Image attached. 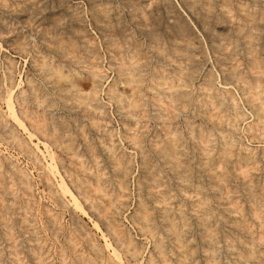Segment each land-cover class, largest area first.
I'll return each mask as SVG.
<instances>
[{
  "label": "rangeland",
  "instance_id": "rangeland-1",
  "mask_svg": "<svg viewBox=\"0 0 264 264\" xmlns=\"http://www.w3.org/2000/svg\"><path fill=\"white\" fill-rule=\"evenodd\" d=\"M24 1L0 0V26L2 25L0 27V95L3 96L5 93L7 89L6 85L14 86V101L17 112L23 118L29 130L33 133L35 132L31 140L27 133L16 127L15 124L13 125L11 119L5 113V103L0 101L2 107L0 108V264H7L5 262L9 264H32L33 262V264H121V261H123L122 264H264V29L262 28V26L264 27V0H156L157 2H154V0H126V2L125 0H36L33 6L28 0ZM104 1L106 4H103ZM127 1L129 2L127 3ZM49 2H51V5H49ZM86 2H89V4L91 2L92 4L90 5L92 6ZM149 2L153 3L151 5L153 8L150 7ZM132 3L134 4L133 7H131ZM144 3L147 5L145 6ZM198 3H201L202 7ZM209 3L210 5L212 3L215 4L210 6ZM58 5L62 8H59ZM155 5L156 7H154ZM260 5L263 7L261 8ZM30 7L32 8L30 9ZM41 7L43 10L45 9L44 12L41 10ZM79 7L81 8L79 9ZM93 7L94 11H92ZM218 8H220L219 11ZM87 9L90 10L83 13ZM244 9L246 10L244 11ZM30 10L33 12H30ZM208 10H211V12ZM54 11L55 16L53 15ZM90 11L95 16L92 13L89 15ZM15 12H19V14ZM146 12H148L147 15ZM201 12H203L202 15H200ZM235 12L237 13L235 14ZM91 15L93 17H90ZM68 16L71 17L69 18ZM51 18L52 20L54 19L53 22ZM130 18L133 21H130ZM120 21L121 23H119ZM58 22L60 23L58 24ZM124 23L128 29L125 28ZM172 25L175 26L172 27ZM69 26L71 29L74 26L73 30L67 29L70 28ZM75 27L78 29L75 30ZM26 29L32 32L25 31ZM4 30L8 31L5 33ZM40 30H42V33L45 31L43 33L45 38L39 32ZM48 30L50 33L47 32ZM182 30H186L185 34ZM163 35L165 38H163ZM261 35L263 36L260 37ZM211 36L213 40H211ZM258 38L261 39L259 40ZM47 39L51 42L49 41V43ZM69 39H73L75 44L71 40L69 41ZM195 40L199 44L196 43L197 45H194L193 42ZM188 41H191L193 45H189L191 42L189 43ZM18 42L25 43L23 51L20 50L23 44L21 45L20 43L18 45ZM74 45L76 49H74ZM202 45L205 47H202ZM81 47L85 49L83 50ZM179 47L181 48L179 49ZM243 48L246 49L244 50ZM182 49L184 51H180ZM41 50L42 52H40ZM48 51L51 53H48ZM57 52L60 53L57 54ZM32 54L36 55L33 56ZM200 55H205L204 57L206 58ZM216 56L217 58H215ZM36 60L41 64L45 63V67L39 69V66L36 65ZM212 60L215 64L211 62ZM218 60L222 63H219ZM124 62L127 64H124ZM163 62L165 63L163 64ZM208 62L209 64H207ZM197 63H201L200 65L203 63V65L199 66ZM157 64H163L164 66H158ZM58 66L68 77V82L66 81V85L64 86L66 90L64 91L61 89L62 81L57 74L53 73L54 69H57ZM211 67H214V69ZM198 69L200 71H197ZM236 71L239 73H236ZM196 72L200 73H197V75ZM205 72L206 74H204ZM208 73H214V75L209 76ZM38 74L39 76H36ZM156 74L161 76V80L156 77ZM191 76H194L195 80ZM205 76L208 77V80ZM212 76L214 80L211 79ZM30 79L45 89V91L48 89V95L46 94L47 100H45L47 102H38L37 99L35 100L31 97L32 95L27 84V81ZM154 79L156 80L154 81ZM157 81L161 83L158 84L156 83ZM230 81H232V84L229 83ZM2 82L7 84L2 85ZM52 84L54 87H52ZM23 89L28 90L26 91V94H29L27 102L21 99L23 94L21 91ZM59 89L60 92H58ZM181 89H183L182 93L180 92L183 94L182 96L179 93ZM114 91L115 93H113ZM62 93H65V96ZM174 94L179 95V99L182 98V101L184 100V102L180 100V103L176 101L175 107L169 100ZM260 94L262 96H258ZM68 97L71 98L69 99ZM189 97L191 98L189 99ZM48 99L52 100V102L50 101L52 104ZM64 103H67L66 106ZM133 103L135 104L134 106L131 105ZM256 103L260 105L256 106ZM254 105L257 109L253 107ZM62 108H65L67 111ZM47 112L50 115L46 119L47 114L45 115V113ZM250 112L254 116H251ZM221 115H224V118ZM96 117H100L101 119H97ZM212 122L215 123L212 124ZM54 124L58 125V127L61 125V128L64 129H62L63 132L61 128L59 129ZM66 124L69 125L65 126ZM13 129V133L18 135L15 138H13L11 132ZM46 129L48 130L46 131ZM71 129H74L73 133ZM104 133L106 134L104 135ZM93 136L95 138H91ZM43 140L46 141L49 150L53 151L56 164L69 187L81 200L89 215L92 216H90V219L82 215L68 202L69 197L62 196L59 190H57L56 179L43 166L45 165L43 154L35 151L37 149L34 143L39 142V148H42L47 158L49 157L43 145ZM90 140L93 141L90 142ZM159 145H162V147ZM6 149H8L7 152ZM145 154L148 157L150 155L153 157L146 158ZM115 157L119 159L120 163L118 160H115ZM157 165H160V167ZM68 168L69 170H67ZM122 174L123 176H120ZM74 180L77 181L74 182ZM43 182L47 185L45 186ZM122 183L123 186H121ZM6 197H10V199ZM16 200L18 201L16 202ZM110 200L112 201L111 205ZM105 205L108 209L103 211ZM143 205H146L147 209L145 211L147 214L146 219L142 218V213L145 210ZM14 207L15 209H13ZM166 214H168L169 218H165ZM18 217L19 219H17ZM118 217H120V220ZM91 219L98 221L103 233L106 234L107 238L116 247L122 260H117L105 248L101 232L93 227ZM170 219L174 221L176 228L180 231L179 240L175 238V234L170 229ZM191 219L192 221H190ZM109 222L116 227L117 231H122L124 235L118 236L114 231L110 230L108 227ZM35 225L38 227L34 228ZM61 233L63 234L60 235ZM25 237L28 238L26 239ZM126 237H130L132 240L131 245L124 243L127 241ZM2 240L4 241L2 242ZM2 248L6 251L2 250ZM23 260L25 263H23ZM139 261L141 262L139 263Z\"/></svg>",
  "mask_w": 264,
  "mask_h": 264
},
{
  "label": "bare ground",
  "instance_id": "bare-ground-1",
  "mask_svg": "<svg viewBox=\"0 0 264 264\" xmlns=\"http://www.w3.org/2000/svg\"><path fill=\"white\" fill-rule=\"evenodd\" d=\"M17 1V0H16ZM24 1V0H23ZM29 2H30V4L33 6V4H34V2L36 1V0H28ZM43 1V0H42ZM45 1V0H44ZM59 1V0H58ZM58 1H56V2H58ZM82 1V0H81ZM87 1V0H86ZM90 1V0H89ZM93 1H95V0H93ZM98 1V0H97ZM101 1V0H100ZM109 1V0H108ZM156 0H154V2H155ZM183 1H185V0H183ZM189 1V0H188ZM193 1H195V0H193ZM197 1V0H196ZM212 1V0H211ZM227 1V0H226ZM231 1V0H230ZM238 1V0H237ZM14 2V1H13ZM22 2V1H21ZM21 2H20V4H21ZM25 2V1H24ZM39 2V1H38ZM41 2V1H40ZM69 2V1H68ZM75 2H77V1H75ZM92 2V1H91ZM90 2V4H92ZM124 2V1H123ZM125 2H126V0H125ZM129 1H127V3H128ZM147 2V1H146ZM153 2V1H152ZM157 2V1H156ZM200 2V1H199ZM206 2V1H205ZM205 2H203V3H205ZM250 2V1H249ZM12 3V2H11ZM17 3V2H16ZM23 3V2H22ZM27 3V2H26ZM50 4L49 5H51V2H49ZM66 3V2H65ZM87 3V2H86ZM96 3V2H95ZM94 3V4H95ZM134 3V2H133ZM132 3V4H133ZM150 3V7H152L153 8V6H151L152 4H151V2H149ZM189 3V2H188ZM191 3V2H190ZM202 3V4H203ZM215 3H216V1H215ZM214 3V4H215ZM220 3V2H219ZM230 3H232V2H230ZM261 3V2H260ZM7 4V3H6ZM38 4V3H37ZM42 4V3H41ZM46 4V3H45ZM44 4V5H45ZM60 4H61V1H60ZM66 4H68V3H66ZM77 4V3H76ZM87 4H89V2L87 3ZM89 4V5H90ZM97 4V3H96ZM95 4V5H96ZM100 4H101V2H100ZM99 4V5H100ZM103 4H106L105 3V1H104V3ZM143 4V3H142ZM157 4V3H156ZM198 4H200L201 5V3H198ZM213 3L211 4V5H214ZM234 4H236V3H234ZM233 4V5H234ZM238 4V3H237ZM9 5H11V4H9ZM22 5V4H21ZM24 5V4H23ZM52 5H53V3H52ZM144 5L146 6L147 4H145L144 3ZM165 5V4H164ZM209 5H210V3H209ZM210 5V6H211ZM217 5V4H216ZM37 6V5H36ZM41 6H43V5H41ZM54 6V5H53ZM59 6V5H58ZM65 6V5H64ZM71 6V5H70ZM75 6V5H74ZM73 6V7H74ZM90 6H92V5H90ZM89 6V8H91ZM109 6V5H108ZM111 6V5H110ZM120 6V5H119ZM125 6V5H124ZM123 6V7H124ZM134 6V4L131 6V7H133ZM139 6H141V5H139ZM159 6V5H158ZM199 6V5H198ZM220 6V5H219ZM225 6V5H224ZM235 6V5H234ZM233 6V7H234ZM261 6V5H260ZM26 7V6H25ZM44 7V6H43ZM57 7V6H56ZM67 7H68V5H67ZM82 7V6H81ZM81 7H79V9L81 8ZM88 7V6H87ZM95 7V6H94ZM94 7H93V10L92 11H94ZM97 7V6H96ZM101 7V6H100ZM104 7V6H103ZM117 7V6H116ZM129 7V6H128ZM154 7H156V5L154 6ZM201 7H202V5H201ZM263 6H261V8H262ZM15 8V7H14ZM20 8V7H19ZM29 8V7H28ZM32 7H30V9H31ZM38 8V7H37ZM42 8V7H41ZM49 8V7H48ZM51 8V7H50ZM59 8H62V7H60L59 6ZM69 8V7H68ZM72 8V7H71ZM77 8V7H76ZM83 8V7H82ZM119 8V7H118ZM151 8V9H152ZM158 8V7H157ZM160 8V7H159ZM195 8V7H194ZM210 8V7H209ZM212 8V7H211ZM47 9V8H46ZM67 9V8H66ZM115 9V8H114ZM122 9V8H121ZM131 9V8H130ZM133 9V8H132ZM136 9V8H135ZM139 9V8H138ZM148 9H149V6H148ZM198 9V8H197ZM219 9L220 8H218V11H219ZM250 9V8H249ZM4 10V9H3ZM41 10H43V8L41 9ZM41 10H40V12H41ZM55 10H56V8H55ZM73 10V9H72ZM75 10V9H74ZM90 10V9H89ZM88 9L87 10H85V11H83V13L84 12H86V11H89ZM112 10H113V8H112ZM119 10H120V8H119ZM126 10V9H125ZM150 10V9H149ZM194 10V9H193ZM202 10V9H201ZM216 10V9H215ZM223 10V9H222ZM233 10H234V8H233ZM246 9H244V11H245ZM16 11H18L17 9H16ZM21 11V10H20ZM29 11V10H28ZM45 11V9L43 10V12ZM80 11V10H79ZM129 11V10H128ZM131 11V10H130ZM132 11H134V10H132ZM147 11V10H146ZM168 11V10H167ZM195 11V10H194ZM208 11H210L211 12V10H208ZM4 12V11H3ZM6 12V11H5ZM27 12V11H26ZM30 12H33V11H31L30 10ZM42 12V13H43ZM49 12V11H48ZM47 12V13H48ZM63 12V11H62ZM66 12V11H65ZM69 12H70V10H69ZM76 12H78L77 10H76ZM99 12V11H98ZM121 12H123V11H121ZM137 12V11H136ZM155 12V11H154ZM160 12H162V11H160ZM176 12V11H175ZM193 12V11H192ZM196 12V11H195ZM213 12V11H212ZM217 12V11H216ZM238 12V11H237ZM237 12H235V14L237 13ZM248 12V11H247ZM258 12V11H257ZM8 13V12H7ZM16 14H19V12H15ZM24 13V12H23ZM34 13H36V12H34ZM41 13V14H42ZM75 13V12H74ZM79 13V12H78ZM90 13H92L91 11L89 12V15H90ZM113 13H114V11H113ZM131 13V12H130ZM138 13V12H137ZM147 13L148 12H146V15H147ZM202 13L203 12H201L200 13V15H202ZM234 13V12H233ZM26 14V13H25ZM30 14V13H29ZM32 14V13H31ZM30 14V15H31ZM66 14H67V12H66ZM72 14V13H71ZM77 14V13H76ZM82 14V13H81ZM88 14V13H87ZM93 14V13H92ZM100 14V13H99ZM112 14V13H111ZM143 14H145V13H143ZM199 14V13H198ZM246 14V13H245ZM1 15V14H0ZM7 15V14H6ZM8 15H11V14H8ZM33 15V14H32ZM43 15H45V14H43ZM50 15H52V14H50ZM54 16H55V11H54V14H53ZM84 15V14H83ZM94 15V14H93ZM97 15V14H96ZM125 15V14H124ZM140 15V14H139ZM151 15V14H150ZM200 15H198V16H200ZM222 15V14H221ZM262 15V14H261ZM12 16H14V15H12ZM17 16H20V15H17ZM28 16V15H27ZM47 16V15H46ZM64 16V15H63ZM66 16V15H65ZM73 16V15H72ZM79 16V15H78ZM95 16V15H94ZM98 16V15H97ZM110 16V15H109ZM136 16H138V15H136ZM211 16H213V15H211ZM219 16V15H218ZM241 16V15H240ZM264 16V15H263ZM4 17V16H3ZM9 17V16H8ZM42 17V16H41ZM48 17V16H47ZM52 17V16H51ZM67 17V16H66ZM69 17V16H68ZM71 17V16H70ZM69 17V18H70ZM76 17H77V15H76ZM75 17V18H76ZM90 17H93L92 15L90 16ZM101 17H102V14H101ZM112 17V16H111ZM110 17V18H111ZM116 17V16H115ZM120 17V16H119ZM121 17H122V15H121ZM125 17V16H124ZM127 17V16H126ZM132 17V16H131ZM133 17H135V16H133ZM171 17V16H170ZM169 17V18H170ZM173 17V16H172ZM210 17V16H209ZM214 17H215V15H214ZM220 17V16H219ZM236 17V16H235ZM18 18V17H17ZM25 18V17H24ZM23 18V19H24ZM30 18V17H29ZM36 18V17H35ZM49 18V17H48ZM79 18V17H78ZM82 17H80V19H81ZM96 18V17H95ZM128 18V17H127ZM137 18V17H136ZM147 18V17H146ZM149 18V17H148ZM161 18V17H160ZM159 18V19H160ZM203 18V17H202ZM201 18V19H202ZM224 18V17H223ZM5 19H6V17H5ZM11 19H12V17H11ZM33 19V18H32ZM40 19V18H39ZM72 19H74V18H72ZM77 19V18H76ZM121 19V18H120ZM129 19V18H128ZM219 19V18H218ZM225 19V18H224ZM7 20H9V19H7ZM14 20V19H13ZM17 20V19H16ZM26 20V19H25ZM31 20V19H30ZM36 20V19H35ZM38 20V19H37ZM51 20H52V18H51ZM81 20H83V19H81ZM84 20H85V18H84ZM87 20H88V18H87ZM125 20V19H124ZM132 20V18H130V21ZM177 20H179V19H177ZM263 20H264V18H263ZM15 21V20H14ZM20 21V20H19ZM33 21V20H32ZM31 21V22H32ZM40 21V20H39ZM38 21V22H39ZM54 21V19L52 20V22ZM55 21H57V20H55ZM60 21H62V20H60ZM74 21V20H73ZM80 21V20H79ZM104 21V20H103ZM111 21V20H110ZM129 21V20H128ZM133 21V20H132ZM135 21V20H134ZM159 21V20H158ZM180 21V20H179ZM178 21V22H179ZM215 21V20H214ZM24 22V21H23ZM34 22H37V21H34ZM37 22V23H38ZM42 22V21H41ZM76 22V21H75ZM82 22V21H81ZM105 22V21H104ZM112 22H113V20H112ZM127 22V21H126ZM151 22H153L152 20H151ZM206 22V21H205ZM227 22V21H226ZM6 23H7V21H6ZM15 23V22H14ZM24 23H26V22H24ZM48 23H49V21H48ZM60 22H58V24H59ZM67 23V22H66ZM77 23V22H76ZM85 23V22H84ZM93 23V22H92ZM114 23V22H113ZM112 23V24H113ZM118 23V22H117ZM119 23H121V21L119 22ZM123 23V22H122ZM136 23V22H135ZM156 23V22H155ZM185 23V22H184ZM224 23H225V21H224ZM264 23V22H263ZM13 24V23H12ZM19 24H20V22H19ZM28 24V23H27ZM33 24V23H32ZM50 24V23H49ZM54 24H55V22H54ZM61 24H63L62 22H61ZM127 24V23H126ZM130 24V23H129ZM131 24H132V22H131ZM148 24V23H147ZM158 24H159V22H158ZM160 24H162L161 22H160ZM176 24V23H175ZM181 24V23H180ZM257 24V23H256ZM7 25H8V23H7ZM10 25V24H9ZM14 25V24H13ZM12 25V26H13ZM23 25V24H22ZM26 25V24H25ZM41 25V24H40ZM56 25V24H55ZM79 25V24H78ZM113 25H115V24H113ZM117 25V24H116ZM124 25H125V23H124ZM123 25V26H124ZM143 25H144V23H143ZM184 25V24H183ZM183 25H182V27H183ZM227 25V24H226ZM258 25V24H257ZM256 25V26H257ZM2 26V25H1ZM0 26V27H1ZM47 26H49V25H47ZM63 26H64V24H63ZM68 26V25H67ZM86 26H87V23H86ZM95 26V25H94ZM97 26V25H96ZM119 26H120V24H119ZM159 26H161V25H159ZM158 26V27H159ZM175 26V25H174ZM173 25H172V27H174ZM185 26H186V24H185ZM221 26V25H220ZM223 26H225V24H223ZM251 26V25H250ZM255 26V27H256ZM258 26H260V25H258ZM262 26V25H261ZM16 27H17V25H16ZM23 27V26H22ZM25 27V26H24ZM33 27V26H32ZM39 27H41V26H39ZM50 27V26H49ZM60 27V26H59ZM70 27V26H69ZM74 27V26H73ZM73 27H72V29H71V27L70 28H67V29H71V30H73ZM101 27V26H100ZM99 27V28H100ZM152 27V26H151ZM179 27V26H178ZM181 27V28H182ZM195 27V26H194ZM231 27V26H230ZM254 27V26H253ZM15 28V27H14ZM21 28V27H20ZM34 28V27H33ZM36 28V27H35ZM53 28V27H52ZM57 28V27H56ZM76 28V27H75ZM98 28V27H97ZM125 28H126V25H125ZM133 28V27H132ZM131 28V29H132ZM142 28V27H141ZM184 28V27H183ZM262 28L264 29V27L262 26ZM3 29V28H2ZM8 29V28H7ZM22 29V28H21ZM44 29H46V27H44ZM43 28H42V30H44ZM60 29V28H59ZM78 28H76L75 30H77ZM121 29H123V28H121ZM126 29H128V28H126ZM125 29V30H126ZM138 29V28H137ZM154 29H156V28H154ZM161 29V28H160ZM175 29V28H174ZM174 29H172V30H174ZM188 29V28H187ZM9 30V29H8ZM8 30H6V31H8ZM16 30V29H15ZM36 30V29H35ZM39 30V29H38ZM42 30H40L39 32H41V34L43 35V33H45V31L42 33ZM50 30H52V29H50ZM57 30V29H56ZM81 30H84V29H81ZM85 30H86V28H85ZM104 30V29H103ZM148 30V29H147ZM157 30V29H156ZM162 30V29H161ZM184 30V29H183ZM182 30V31H183ZM209 30V29H208ZM256 30V29H255ZM5 31V30H4ZM3 31V32H4ZM6 31H5V33H6ZM25 31H28L27 29L25 30ZM30 31V30H29ZM28 31V32H29ZM64 31V30H63ZM62 31V32H63ZM119 31V30H118ZM132 31V30H131ZM141 31H143V30H141ZM160 31V30H159ZM169 31V30H168ZM186 31V30H185ZM185 31H183V33L185 32ZM211 31V30H210ZM217 31V30H216ZM229 31H231L230 29H229ZM12 32V31H11ZM16 32V31H15ZM30 32H32V31H30ZM37 32V31H36ZM35 32V33H36ZM47 32H49L50 33V31L48 30ZM55 32V31H54ZM62 32H60L61 34H62ZM66 32V31H65ZM71 32V31H70ZM80 32V31H79ZM120 32V31H119ZM144 32V31H143ZM145 32H147V31H145ZM172 32V31H171ZM170 32V33H171ZM175 32V31H174ZM188 32V31H187ZM190 32V31H189ZM222 32V31H221ZM263 32V31H262ZM38 33V32H37ZM56 33V32H55ZM74 33V32H73ZM122 33V32H121ZM127 33H128V31H127ZM131 33V32H130ZM138 33V32H137ZM162 33V32H161ZM173 33V32H172ZM182 33V34H183ZM206 33V32H205ZM211 33V32H210ZM223 33V32H222ZM226 33V32H225ZM13 34V33H12ZM20 34V33H19ZM52 34V33H51ZM76 34V33H75ZM78 34V33H77ZM146 34V33H145ZM145 34H143V35H145ZM174 34V33H173ZM185 34V33H184ZM193 34V33H192ZM255 34H257V33H255ZM21 35H22V33H21ZM55 35V34H54ZM56 35H57V33H56ZM66 35V34H65ZM72 35V34H71ZM74 35V34H73ZM88 35V34H87ZM86 35V36H87ZM140 35V34H139ZM176 35V34H175ZM188 35L190 36V34L188 33ZM187 35V36H188ZM218 35H220V34H218ZM228 35V34H227ZM259 35V34H258ZM14 36H16V35H14ZM18 36V35H17ZM20 36V35H19ZM44 36V35H43ZM51 36V35H50ZM61 36V35H60ZM63 36V35H62ZM68 36H70V35H68ZM80 36V35H79ZM146 36V35H145ZM170 36V35H169ZM174 36V35H173ZM177 36V35H176ZM179 36V35H178ZM186 36V37H187ZM207 36V35H206ZM210 36V35H209ZM231 36H232V34H231ZM230 36V37H231ZM263 35H261L260 37H262ZM26 37V36H25ZM25 37H24V39H25ZM89 37H90V35H89ZM109 37V36H108ZM159 37H160V35H159ZM192 38H193V36H191ZM197 37V36H196ZM3 38V37H2ZM5 38H7V37H5ZM11 38V37H10ZM16 38V37H15ZM44 38H45V36H44ZM163 38H165L164 37V35H163ZM214 38V37H213ZM233 38V37H232ZM237 38H238V36H237ZM246 38V37H245ZM4 39V38H3ZM20 39H21V36H20ZM63 39V38H62ZM65 39V38H64ZM138 39V38H137ZM143 39V38H142ZM145 39V38H144ZM148 39V38H147ZM169 39H171V38H169ZM208 39V38H207ZM259 39V38H258ZM261 39V38H260ZM259 39V40H260ZM48 40V39H47ZM54 40V39H53ZM71 39H69V41H70ZM131 40H132V38H131ZM139 40V39H138ZM150 40V39H149ZM161 40V39H160ZM211 40H213L212 39V36H211ZM217 40V39H216ZM215 40V41H216ZM7 41V40H6ZM10 41V40H9ZM12 41V40H11ZM20 41V40H19ZM50 40H48V42H49ZM55 41V40H54ZM63 41V43H65V41L64 40H62ZM68 41V42H69ZM72 42H74V44H75V41H73V39L71 40ZM78 41V40H77ZM108 41V40H107ZM115 41V40H114ZM133 41V40H132ZM148 41V40H147ZM146 41V42H147ZM172 41V40H171ZM197 41H198V39H197ZM5 42V41H4ZM25 42V41H24ZM47 42V41H46ZM51 42V41H50ZM49 42V43H50ZM67 42V41H66ZM96 42V41H95ZM134 42V41H133ZM145 42V41H144ZM189 42V41H188ZM191 42V41H190ZM189 42V43H190ZM201 42V41H200ZM234 42V41H233ZM20 43H21V45L23 44V47L21 46L20 48V50L21 51H23L24 50V44L25 43H23V42H18V45H20ZM57 43V42H56ZM61 43V42H60ZM70 43V42H69ZM77 43V42H76ZM82 43V42H81ZM93 43V42H92ZM91 43V44H92ZM138 43V42H137ZM152 43V42H151ZM169 43V42H168ZM171 44H172V42H170ZM175 43V42H174ZM194 43V45H197L196 43H198V42H196V40H195V42H193ZM193 43L191 42L189 45H193ZM241 43V42H240ZM261 43V42H260ZM84 44V43H83ZM86 44V43H85ZM95 44V43H94ZM160 44V43H159ZM199 44V43H198ZM257 44V43H256ZM10 45V44H9ZM12 46H13V44H11ZM27 45V44H26ZM59 45V44H58ZM65 45V44H64ZM68 45V44H67ZM77 45V44H76ZM93 45V44H92ZM97 45V44H96ZM109 45H110V43H109ZM112 45V44H111ZM116 45V44H115ZM141 45V44H140ZM139 45V46H140ZM144 45V44H143ZM142 45V46H143ZM156 45V44H155ZM161 45V44H160ZM169 45V44H168ZM183 45V44H182ZM200 45H201V43H200ZM204 45V44H203ZM202 45V47H205V46H203ZM228 45V44H227ZM240 45H242V44H240ZM261 45H262V43H261ZM8 46V45H7ZM14 46H15V44H14ZM44 46H46V45H44ZM54 46V45H53ZM55 46H57V45H55ZM62 47H63V45H61ZM95 46V45H94ZM121 46H122V44H121ZM167 46V45H166ZM171 46V45H170ZM176 46V45H175ZM175 46H173V47H175ZM244 46V45H243ZM252 46H254V45H252ZM259 46V45H258ZM18 47V46H17ZM16 47V48H17ZM62 47H61V49H62ZM67 47V46H66ZM145 47V46H144ZM147 47H148V44H147ZM146 47V48H147ZM194 47V46H193ZM241 47V46H240ZM255 47V46H254ZM19 48V47H18ZM17 48V50H19ZM40 48V47H39ZM44 48V47H43ZM48 49H49V47H47ZM51 48V47H50ZM82 48V47H81ZM85 48H86V46H85ZM84 48V49H85ZM89 48H91V47H89ZM95 48H96V46H95ZM112 48V47H111ZM132 48V47H131ZM141 48V47H140ZM149 48V47H148ZM166 48V47H165ZM164 48V49H165ZM168 48H170V47H168ZM177 48H178V46H177ZM181 47H179V49H180ZM191 47H189V49H190ZM195 48H197V47H195ZM199 48V47H198ZM197 48V49H198ZM212 48V47H211ZM239 48V47H238ZM14 49H15V47H14ZM27 49V48H26ZM34 49V48H33ZM38 49V48H37ZM53 49V48H52ZM52 49H50L51 51H52ZM57 49V48H56ZM66 49V48H65ZM74 49H76V46L74 45ZM78 49V48H77ZM83 49V48H82ZM83 49V50H84ZM124 49H125V47H124ZM129 49V48H128ZM144 49V48H143ZM142 49V50H143ZM172 49V48H171ZM216 49V48H215ZM214 49V50H215ZM244 49V48H243ZM242 49V50H243ZM246 49V48H245ZM244 49V50H245ZM254 49V48H253ZM259 49H260V47H259ZM16 50V51H17ZM45 50H47V49H45ZM55 50V49H54ZM54 50H53V52H54ZM81 50V49H80ZM92 50V49H91ZM90 50V51H91ZM116 50V49H115ZM130 50V49H129ZM132 50V49H131ZM141 50V51H142ZM191 50H192V48H191ZM201 50V49H200ZM28 51V50H27ZM34 52H35V50H33ZM68 51V50H67ZM82 51V50H81ZM154 51V50H153ZM170 51V50H169ZM172 51V50H171ZM180 51H184L183 49L182 50H180ZM216 51H218V50H216ZM238 51H239V49H238ZM256 51V50H255ZM40 52H42V50L40 51ZM50 51H48V53H49ZM52 52V53H53ZM73 52V51H72ZM122 52V51H121ZM125 52V51H124ZM173 52V51H172ZM193 52H194V50H193ZM196 52V51H195ZM198 52H200V51H198ZM235 52V51H234ZM28 53V52H27ZM26 53V54H27ZM46 53V52H45ZM51 53V52H50ZM60 53V52H59ZM58 52H57V54H59ZM94 53H95V50H94ZM123 53V52H122ZM146 53V52H145ZM186 53V52H185ZM214 53H215V51H214ZM56 54V55H57ZM62 54V53H61ZM60 54V55H61ZM86 54V53H85ZM124 54V53H123ZM147 54V53H146ZM153 54V53H152ZM173 54V53H172ZM194 54V53H193ZM202 54V53H201ZM221 54V53H220ZM223 54V53H222ZM235 54V53H234ZM33 55V54H32ZM34 55H36V54H34ZM33 55V56H34ZM60 55H58V56H60ZM99 55V54H98ZM115 55V54H114ZM143 55H145V54H143ZM162 55V54H161ZM192 55V54H191ZM206 55V54H205ZM204 55V56H205ZM243 55V54H242ZM54 56V55H53ZM63 56V55H62ZM62 56H61V58H62ZM85 56V55H84ZM97 56V55H96ZM147 56V55H146ZM158 57H160L159 55H157ZM181 56V55H180ZM193 56V55H192ZM199 56V55H198ZM201 56V55H200ZM204 56H201V57H203V58H206V57H204ZM49 57V56H48ZM71 57V56H70ZM123 57V56H122ZM154 57V56H153ZM158 57H156V58H158ZM162 57V56H161ZM173 57V56H172ZM177 57V56H176ZM220 57H222V56H220ZM240 57V56H239ZM10 58V57H9ZM38 58V57H37ZM37 58H35V59H37ZM65 58V57H64ZM94 58V57H93ZM208 58V57H207ZM215 58H217V56L215 57ZM232 58V57H231ZM244 58V57H243ZM81 59V58H80ZM84 59V58H83ZM98 59V58H97ZM148 60H149V58H147ZM146 59V60H147ZM152 59V58H151ZM155 59V58H154ZM166 59V58H165ZM164 59V60H165ZM175 59H177V58H175ZM182 59V58H181ZM184 59H185V57H184ZM221 59V58H220ZM39 60V59H38ZM38 60H36V62H37V64L36 65H38L39 66V69H42L43 67H45V63H43V64H41ZM145 60V59H144ZM180 60V59H179ZM192 60V59H191ZM190 60V61H191ZM200 60H202V59H200ZM224 60V59H223ZM244 60V59H243ZM24 61H25V59H24ZM48 61V60H47ZM59 61V60H58ZM125 61V60H124ZM150 61V60H149ZM156 61V60H155ZM160 61V60H159ZM168 61V60H167ZM203 61V60H202ZM202 61H200V62H202ZM207 61H209L208 59H207ZM219 61V60H218ZM262 61V60H261ZM60 62V61H59ZM62 62H65V61H62ZM144 62V61H143ZM150 62H152V61H150ZM154 62V61H153ZM181 62H183L182 60H181ZM191 62H194V61H191ZM211 62H213V60L211 61ZM216 62V61H215ZM246 62V61H245ZM252 62V61H251ZM96 63H98V62H96ZM116 63V62H115ZM147 63H149V62H147ZM157 63H158V60H157ZM165 62H163V64H164ZM185 63V62H184ZM189 63V62H188ZM214 63V62H213ZM219 63H222V62H220L219 61ZM66 64H68V63H66ZM124 64H127L126 62H124ZM154 64V63H153ZM163 64H159V65H163ZM196 64V63H195ZM194 64V66H196ZM198 64V63H197ZM201 64V63H200ZM200 64H198L199 66H202L203 65V63H202V65H200ZM207 64H209V62L207 63ZM212 64V63H211ZM215 64V63H214ZM148 65V64H147ZM155 66H156V64H154ZM158 65V64H157ZM158 65V66H159ZM168 65V64H167ZM171 65V64H170ZM206 65V64H205ZM99 66V65H98ZM120 66V65H119ZM150 66V65H149ZM153 66V65H152ZM154 66V67H155ZM164 66V65H163ZM173 66V65H172ZM193 66V65H192ZM198 66V67H199ZM244 66V65H243ZM262 66V65H261ZM75 67V66H74ZM142 67H144V65H142ZM175 67V66H174ZM184 67V66H183ZM197 67V66H196ZM14 68V67H13ZM162 68V67H161ZM169 68V67H168ZM171 68V67H170ZM212 68V67H211ZM217 68H218V66H217ZM216 68V69H217ZM259 68H261L260 66H259ZM263 68V67H262ZM1 69V68H0ZM4 69V68H3ZM69 69V68H68ZM119 69V68H118ZM126 69V68H125ZM143 69V68H142ZM146 69H148V68H146ZM176 69H177V67H176ZM212 69H214V67L212 68ZM215 69V70H216ZM221 69H222V67H221ZM225 69V68H224ZM229 69V68H228ZM264 69V68H263ZM65 70V69H64ZM120 70V69H119ZM149 70H151V69H149ZM174 71H177V70H175V69H173ZM103 71V70H102ZM121 71V70H120ZM123 71V70H122ZM126 71V70H125ZM139 71V70H138ZM148 71V70H147ZM167 71H169V70H167ZM166 71V72H167ZM197 71H200V69H198ZM207 71V70H206ZM209 71V70H208ZM211 71V70H210ZM220 71V70H219ZM218 71V72H219ZM224 71V70H223ZM242 71V70H241ZM14 72V71H13ZM16 72V71H15ZM65 72V71H64ZM159 73H160V71H158ZM171 72V71H170ZM188 72V71H187ZM231 72V71H230ZM238 71H236V73H237ZM1 73V72H0ZM53 73L54 74H57L58 75V77H59V79L62 81V83H61V89L64 91V90H66L65 89V83H66V81L68 82V77L63 73V70H61V68L58 66L57 67V69H54V71H53ZM79 73V72H78ZM122 73V72H121ZM125 73V72H124ZM123 73V74H124ZM128 73V72H127ZM153 73V72H152ZM155 73V72H154ZM184 73V72H183ZM192 74H193V72H191ZM199 74L200 72H196V74ZM209 73H211V72H209ZM208 73V74H209ZM228 73H229V71H228ZM236 73H234V74H236ZM239 73V72H238ZM4 74V73H3ZM2 74V75H3ZM50 74V73H49ZM96 74V73H95ZM149 74V73H148ZM151 74V73H150ZM176 74V73H175ZM197 74V75H198ZM204 74H206V72L204 73ZM213 75H214V73H212ZM212 74H209V76L210 75H212ZM227 74V73H226ZM5 75V74H4ZM79 75V74H78ZM120 75V74H119ZM126 75V74H125ZM135 75V74H134ZM170 75H171V73H170ZM177 75V74H176ZM194 75V74H193ZM36 76H39V74L38 75H36ZM35 76V77H36ZM44 76V75H43ZM147 76V75H146ZM195 76V75H194ZM194 76H191V78H193ZM216 76V75H215ZM236 76V75H235ZM249 77H250V75H248ZM247 76V78H249ZM5 77V76H4ZM54 77V76H53ZM88 77V76H87ZM102 77V76H101ZM153 77V76H152ZM156 77L157 78H159V80H161V76L159 75V74H156ZM170 77V76H169ZM206 78H207V80H208V77L207 76H205ZM218 77V76H217ZM233 77V76H232ZM245 77V76H244ZM2 78V77H1ZM41 78V77H40ZM122 78V77H121ZM148 78H149V76H148ZM151 78V77H150ZM155 78V77H154ZM180 78V77H179ZM211 78V77H210ZM6 79V78H5ZM34 79V78H33ZM37 79V78H36ZM54 79V78H53ZM52 79V80H53ZM74 79V78H73ZM76 79V78H75ZM89 79V78H88ZM123 79H124V77H123ZM127 79V78H126ZM137 79V78H136ZM142 79H145V78H142ZM194 79V78H193ZM192 79V80H193ZM211 79H213L214 80V78H213V76H212V78ZM234 79H235V77H234ZM233 79V80H234ZM244 79V78H243ZM16 80V79H15ZM35 80V79H34ZM38 80V79H37ZM42 80H43V78H42ZM70 80V79H69ZM78 80V79H77ZM98 80V79H97ZM125 80V79H124ZM134 80H135V78H134ZM149 80V79H148ZM156 79H154V81H155ZM158 80V79H157ZM190 80V79H189ZM195 80V79H194ZM206 80V81H207ZM210 80V79H209ZM230 80H231V78H230ZM247 80V79H246ZM6 81V80H5ZM93 81H95V80H93ZM138 81H139V79H138ZM137 81V82H138ZM144 81V80H143ZM184 81V80H183ZM229 81V80H228ZM249 81V80H248ZM252 81V80H251ZM15 82V81H14ZM18 82V81H17ZM87 82H89V81H87ZM95 82H98V81H95ZM150 82V81H149ZM185 82V81H184ZM183 82V83H184ZM187 82H189V81H187ZM210 82H212V81H210ZM215 82V81H214ZM50 83V82H49ZM139 83V82H138ZM144 83V82H143ZM156 83H161L160 81H157ZM180 83H181V81H180ZM190 83H191V80H190ZM207 83H209L208 81H207ZM213 83V82H212ZM215 83H217V82H215ZM229 83H231L232 84V81H230ZM229 83H227V84H229ZM240 83V82H239ZM245 83V82H244ZM247 83V82H246ZM3 84H5L4 82H2V85ZM7 84V83H6ZM5 84V85H6ZM27 84H28V86H29V90H30V92H31V97L33 98V99H37V101L38 102H43V101H45V100H47V97H46V94H47V91H48V89H47V91H45V89H43L41 86H39L37 83H35V82H33V80H28L27 81ZM41 84H43V83H41ZM60 84V83H59ZM58 84V85H59ZM86 84V83H85ZM90 84V83H89ZM145 84V83H144ZM143 84V85H144ZM226 84V85H227ZM25 85V84H24ZM44 85V84H43ZM84 85V84H83ZM146 85V84H145ZM180 85V84H179ZM184 85V84H183ZM250 85H252V84H250ZM46 86V85H45ZM96 86H99V85H96ZM141 86V85H140ZM150 86V85H149ZM151 86H153V85H151ZM190 86V85H189ZM205 86H208V85H205ZM228 86V85H227ZM226 86V87H227ZM239 86H241V85H239ZM7 89L5 90V93L3 94V96H1L0 95V101H3L4 103H5V106H6V115H7V117L8 118H10L11 119V121H12V123H13V125L15 124V126L16 127H18L19 129H21V130H23L25 133H27L28 134V136H29V139H33V136L35 135V132L33 133V132H31L30 130H29V128H28V126L26 125V123H25V121L23 120V118L18 114V112H17V109H16V105H15V101H14V86L13 85H11V86H5ZM24 87V86H23ZM26 87V86H25ZM50 87V86H49ZM48 87V88H49ZM52 87H54L53 86V84H52ZM94 87V86H93ZM144 87V86H143ZM156 87V86H155ZM209 87H211V86H209ZM209 87H208V89H209ZM242 87V86H241ZM19 88V87H18ZM51 88V87H50ZM49 88V89H50ZM100 88H101V86H100ZM153 88V87H152ZM179 88V87H178ZM227 88H229V87H227ZM245 88V87H244ZM253 88V87H252ZM54 89V88H53ZM56 89H58V87H56ZM84 89V88H83ZM89 89V88H88ZM91 89V88H90ZM213 89V88H212ZM226 89V88H225ZM243 89V88H242ZM247 89V88H246ZM245 89V90H246ZM51 90H52V88H51ZM51 90H50V92H51ZM77 90V89H76ZM94 90V89H93ZM113 90V89H112ZM119 90V89H118ZM155 90V89H154ZM173 90V89H172ZM183 89H181L180 91H179V93L182 91ZM244 90V91H245ZM15 91H17V90H15ZM26 91H28V90H26V89H23L21 92L23 93L22 94V101H24V102H27L28 101V99H29V94H26ZM71 91V90H70ZM99 91H100V89H99ZM120 91V90H119ZM124 91V90H123ZM155 91H157V90H155ZM174 91V90H173ZM186 91V90H185ZM258 91H260V89H258ZM1 92V91H0ZM55 92H56V90H55ZM58 92H60V89H59V91ZM58 92H56V93H58ZM116 92H117V89H116ZM184 92V91H183ZM248 92V91H247ZM252 92V91H251ZM28 93V92H27ZM49 93V92H48ZM55 93V94H56ZM67 93V92H66ZM69 93V92H68ZM76 93V92H75ZM90 93V92H89ZM113 93H115V91L113 92ZM161 93V92H160ZM182 93V92H181ZM180 93V94H181ZM208 93V92H207ZM249 93V92H248ZM63 94V93H62ZM65 94V93H64ZM63 94V95H64ZM71 94V93H70ZM111 94V93H110ZM109 94V95H110ZM209 94V93H208ZM220 94V93H219ZM218 94V95H219ZM259 94V93H258ZM48 95V94H47ZM51 95V94H50ZM53 95V94H52ZM59 95V94H58ZM67 95V94H66ZM73 95H75V94H73ZM89 95V94H88ZM170 95H172V94H170ZM183 94H181V96H182ZM248 95V94H247ZM65 96V95H64ZM70 96V95H69ZM75 96H77V95H75ZM74 96V97H75ZM85 96V95H84ZM97 96H99V95H97ZM115 96V95H114ZM193 96V95H192ZM228 96V95H227ZM258 96H262L261 94L260 95H258ZM61 97V96H60ZM211 97V96H210ZM52 98V97H51ZM62 98H63V96H62ZM66 98V97H65ZM69 98V97H68ZM71 98V97H70ZM69 98V99H70ZM88 98V97H87ZM91 98V97H90ZM191 97H189V99H190ZM195 98V97H194ZM214 98V97H213ZM215 98H217V97H215ZM225 99H227L226 97H224ZM249 98H250V96H249ZM264 98V97H263ZM182 99V98H181ZM181 99H179V95L177 96L176 94H174V96H171V98H169V100H170V102L172 103V105L175 107V102L176 101H178L179 103H180V100ZM196 99V98H195ZM222 99H223V97H222ZM255 99V98H254ZM49 100V102L51 101L52 102V100H50V99H48ZM68 100V99H67ZM94 100V99H93ZM193 100V99H192ZM263 100V99H262ZM88 101V100H87ZM182 101V100H181ZM187 101V100H186ZM227 101H229V100H227ZM255 101V100H254ZM20 102V101H19ZM45 102H47V101H45ZM50 102V103H51ZM147 102H148V100H147ZM182 102H184V100L182 101ZM196 102V101H195ZM216 102H217V100H216ZM256 102V101H255ZM255 102H253L254 104H255ZM30 103V102H29ZM60 103V102H59ZM74 103V102H73ZM101 103V102H100ZM167 103V102H166ZM191 103V102H190ZM228 103H230V102H228ZM31 104H33V103H31ZM52 104V103H51ZM50 104V105H51ZM65 104V103H64ZM67 104V103H66ZM66 104H65V106H66ZM85 104V103H84ZM185 104H187L186 102H185ZM206 104V103H205ZM236 104V103H235ZM257 105L256 106H258V104L259 103H256ZM49 105V106H50ZM55 105V104H54ZM132 106H134L135 104L133 103V104H131ZM183 105V104H182ZM189 105V104H188ZM192 105H193V103H192ZM252 105V104H251ZM260 105V104H259ZM64 106V105H63ZM181 106V105H180ZM185 106V105H184ZM190 106V105H189ZM214 106V105H213ZM216 106V105H215ZM255 105L253 106V107H256ZM28 107H30V106H28ZM43 107H45V106H43ZM183 107V106H182ZM0 108H2L1 107V105H0ZM5 108V107H4ZM71 108V107H70ZM237 108V107H236ZM46 109V108H45ZM62 109H65V108H62ZM155 109V108H154ZM210 109V108H209ZM251 109H252V107H251ZM256 109H257V107H256ZM53 110V109H52ZM66 110V109H65ZM147 110V109H146ZM153 110V109H152ZM222 110V109H221ZM225 110V109H224ZM223 110V111H224ZM67 111V110H66ZM87 111V110H86ZM39 112V111H38ZM64 112V111H63ZM70 112V111H69ZM28 113H30V112H28ZM40 113V112H39ZM49 112H47V113H45V115H46V119H47V116L48 115H50V114H48ZM67 113V112H66ZM93 113V112H92ZM218 113H219V111H218ZM248 113V112H247ZM251 113V112H250ZM68 114V113H67ZM97 114V113H96ZM177 114V113H176ZM252 114V113H251ZM154 115H156V114H154ZM256 115V114H255ZM68 116V115H67ZM147 116V115H146ZM223 118H224V115H221ZM227 116V115H226ZM251 116H254V114H252ZM55 118H56V116H54ZM62 117V116H61ZM64 117V116H63ZM173 117H175V116H173ZM257 117V116H256ZM69 118V117H68ZM97 118V117H96ZM99 119H101L100 117H98ZM97 118V119H98ZM171 118H172V116H171ZM240 118V117H239ZM246 118V117H245ZM253 118H255V117H253ZM259 118V117H258ZM9 119V120H10ZM49 119V118H48ZM66 119V118H65ZM157 119V118H156ZM230 119V118H229ZM52 120V119H51ZM59 120H60V117H59ZM68 120V119H67ZM93 120V119H92ZM240 120V119H239ZM254 120V119H253ZM0 121H1V119H0ZM48 121V120H47ZM90 121V120H89ZM94 121H96V120H94ZM164 121V120H163ZM170 121V120H169ZM55 122V121H54ZM68 122V121H67ZM98 122V121H97ZM96 122V123H97ZM239 122V121H238ZM5 123H7V121H5ZM46 123H48V122H46ZM62 123H63V120H62ZM62 123H61V125H62ZM66 123V122H65ZM64 123V124H65ZM70 123V122H69ZM94 123V122H93ZM215 122H212V124H214ZM258 123H259V121H258ZM60 124V123H59ZM79 124V123H78ZM102 124V123H101ZM47 125V124H46ZM54 125H56V124H54ZM61 125H60V127H58V125H56L59 129L61 128ZM67 125H69V124H66L65 126H67ZM97 125V124H96ZM231 125V124H230ZM235 125V124H234ZM249 125V124H248ZM48 126H49V124H48ZM93 126V125H92ZM98 126V125H97ZM100 126V125H99ZM71 127V126H70ZM70 127H68V128H70ZM56 128V127H55ZM63 128H61V131L63 132V130H62ZM107 129V128H106ZM256 129V128H255ZM33 130V129H32ZM48 129H46V131H47ZM68 130V129H67ZM72 130V129H71ZM74 130V129H73ZM73 130H72V133H73ZM84 130V129H83ZM8 131V130H7ZM17 131V130H16ZM51 131V130H50ZM60 131V130H59ZM58 131V132H59ZM60 131V132H61ZM78 131V130H77ZM85 131V130H84ZM100 131V130H99ZM11 132H12V136H13V138H15L16 137V135H15V133H13L14 132V129L13 130H11ZM21 132V131H20ZM104 132V131H103ZM261 132V131H260ZM2 133V132H1ZM17 133V132H16ZM75 133V132H74ZM80 134V133H79ZM106 133H104V135H105ZM3 135V134H2ZM37 135V134H36ZM95 136H97L96 134H94ZM175 136H177L176 134H174ZM202 135V134H201ZM18 136V135H17ZM76 136V135H75ZM89 136V135H88ZM26 137V136H25ZM55 137V136H54ZM205 137V136H204ZM6 138V137H5ZM65 138V137H64ZM91 138H95L94 136L93 137H91ZM90 138V139H91ZM168 138H170V137H168ZM26 139V138H25ZM46 139V138H45ZM73 139V138H72ZM102 139V138H101ZM114 139V138H113ZM178 139V138H177ZM21 140H22V138H21ZM20 140V141H21ZM58 140H59V138H58ZM66 140V139H65ZM81 140V139H80ZM95 140V139H94ZM171 140V139H170ZM180 140V139H179ZM23 141V140H22ZM21 141V142H22ZM27 141H28V139H27ZM42 141V140H41ZM77 141V140H76ZM93 140H90V142H92ZM96 141V140H95ZM105 141V140H104ZM114 141V140H113ZM208 141V140H207ZM233 141V140H232ZM1 142V141H0ZM65 142V141H64ZM179 142V141H178ZM205 142H206V140H205ZM39 142H35L34 143V146H35V148L37 149V150H35V151H39L40 152V154H43V156H44V158H45V165H43V166H45V168H46V170L48 171V173L50 174V175H52L55 179H56V185H57V187L56 188H58L57 190H59V192H60V194L62 195V196H66V197H69V199H68V202H70L71 203V205L75 208V209H77L82 215H84V216H86V217H89V219L92 217L91 215H89V212L87 211V209L84 207V205L82 204V202H81V200H79V198H78V196L75 194V192L69 187V185H68V183L66 182V180H65V178L63 177V175L61 174V172H60V170H59V168H58V166H57V164H56V161H55V158H54V156H53V151L51 152L50 150H49V147H48V145H47V143H46V141H44L43 140V145H44V147H45V149H46V151H47V154H48V158L46 157V154H45V152L42 150V148L40 149L39 148V144H38ZM139 143H140V141H139ZM173 143V142H172ZM181 143V142H180ZM29 144V143H28ZM33 144V143H32ZM80 144V143H79ZM84 144V143H83ZM86 144V143H85ZM166 144V143H165ZM224 144V143H223ZM72 145V144H71ZM76 145V144H75ZM96 145H97V143H96ZM118 145V144H117ZM140 145V144H139ZM178 145V144H177ZM14 146H15V144H14ZM30 147H31V145H29ZM51 146V145H50ZM54 146H55V144H54ZM94 146V145H93ZM113 146V145H112ZM160 146V145H159ZM165 146V145H164ZM233 146V145H232ZM3 147V146H2ZM102 147V146H101ZM160 147H162V145L160 146ZM168 147V146H167ZM8 148H10V147H8ZM22 148H24L23 146H22ZM73 148V147H72ZM80 148V147H79ZM99 148H100V146H99ZM116 148V147H115ZM163 148H165V147H163ZM236 148V147H235ZM25 149V148H24ZM23 149V150H24ZM33 149V148H32ZM74 149V148H73ZM153 149V148H152ZM169 149H170V147H169ZM7 150L8 149H6V152H7ZM55 150V149H54ZM97 150H99V149H97ZM102 150V149H101ZM157 150V149H156ZM181 150V149H180ZM206 150H207V148H206ZM223 150V149H222ZM232 150V149H231ZM234 150V149H233ZM10 151V150H9ZM16 151V150H15ZM19 151V150H18ZM33 151V150H32ZM77 151V150H76ZM116 151H118V150H116ZM11 152V151H10ZM24 152H26V151H24ZM28 152V151H27ZM80 152V151H79ZM106 152V151H105ZM119 152V151H118ZM158 152H159V150H158ZM165 152V151H164ZM206 152V151H205ZM234 152V151H233ZM17 153V152H16ZM60 153V152H59ZM97 153H98V151H97ZM160 153V152H159ZM225 153V152H224ZM241 153V152H240ZM251 153V152H250ZM254 153V152H253ZM8 154V153H7ZM21 154V153H20ZM29 154V153H28ZM39 154V153H38ZM68 154V153H67ZM95 154V153H94ZM101 154V153H100ZM105 154V153H104ZM108 154H109V152H108ZM156 154V153H155ZM161 154V153H160ZM164 154V153H163ZM167 154H169V153H167ZM186 154H187V152H186ZM188 154H189V152H188ZM191 154V153H190ZM208 154V153H207ZM226 154V153H225ZM244 154V153H243ZM18 155V154H17ZM66 155V154H65ZM78 155H81V154H78ZM98 155V154H97ZM146 155V158L148 157L147 156V154H145ZM159 155V154H158ZM172 156H173V154H171ZM11 156V155H10ZM22 156H24V155H22ZM21 156V157H22ZM26 156H27V154H26ZM39 156V155H38ZM82 156V155H81ZM103 156V155H102ZM120 156V155H119ZM169 156H170V154H169ZM186 156V155H185ZM222 156V155H221ZM105 157V156H104ZM109 157V156H108ZM126 157V156H125ZM149 157H153V156H149ZM148 157V158H149ZM3 158V157H2ZM27 158H28V156H27ZM159 158V157H158ZM179 158V157H178ZM178 158H176V159H178ZM181 158V157H180ZM31 159H33V158H31ZM153 159H155V158H153ZM152 159V160H153ZM157 159V158H156ZM160 159V158H159ZM162 159V158H161ZM0 160H1V158H0ZM18 160V159H17ZM26 160V159H25ZM83 160V159H82ZM101 160V159H100ZM108 160V159H107ZM115 160H118V162H119V159H117L116 157H115ZM183 160V159H182ZM194 160V159H193ZM240 160V159H239ZM33 161V160H32ZM37 161V160H36ZM67 161V160H66ZM102 161H103V159H102ZM147 161H149L148 159H147ZM223 161V160H222ZM228 161V160H227ZM43 162V161H42ZM64 162V161H63ZM76 162V161H75ZM83 162V161H82ZM104 162H105V160H104ZM123 162H125V161H123ZM129 162V161H128ZM158 162V161H157ZM160 162V161H159ZM162 162V161H161ZM246 162V161H245ZM29 163V162H28ZM113 163V162H112ZM120 163V162H119ZM132 163V162H131ZM151 163H152V161H151ZM173 163V162H172ZM185 163V162H184ZM192 163V162H191ZM190 163V165H192ZM91 164V163H90ZM106 164V163H105ZM122 164V163H121ZM124 164V163H123ZM155 164H156V161H155ZM158 164V163H157ZM164 164V163H163ZM65 165V164H64ZM63 165V166H64ZM87 165V164H86ZM171 165H173V164H171ZM228 165V164H227ZM226 165V166H227ZM254 165V164H253ZM17 166V165H16ZM60 166V165H59ZM82 166V165H81ZM92 166H94V165H92ZM158 166V165H157ZM168 166V165H167ZM194 166V165H193ZM229 166V165H228ZM29 167H31V166H29ZM28 167V168H29ZM67 167H69V166H67ZM79 167V166H78ZM84 167V166H83ZM102 167V166H101ZM158 167H160V165L158 166ZM183 167V166H182ZM2 168H3V165H2ZM23 168V167H22ZM43 168V167H42ZM96 168V167H95ZM104 168V167H103ZM116 168V167H115ZM165 168V167H164ZM169 168H170V166H169ZM184 168V167H183ZM256 168V167H255ZM71 169H73V168H71ZM70 169V170H71ZM102 169V168H101ZM67 170H69V168L67 169ZM160 170V169H159ZM162 170H164V169H162ZM44 171V170H43ZM78 171V170H77ZM82 171V170H81ZM169 171V170H168ZM192 171V170H191ZM76 172V171H75ZM83 172V171H82ZM85 172V171H84ZM108 172V171H107ZM106 172V173H107ZM117 172H118V170H117ZM162 172V171H161ZM3 173V172H2ZM29 173V172H28ZM72 173V172H71ZM77 173V172H76ZM111 173V172H110ZM122 173V172H121ZM169 173V172H168ZM73 174V173H72ZM83 174V173H82ZM172 174H174V173H172ZM255 174V173H254ZM71 175V174H70ZM70 175H68L69 177H70ZM78 175V174H77ZM87 175V174H86ZM116 175V174H115ZM161 175V174H160ZM179 175V174H178ZM185 175V174H184ZM193 175V174H192ZM13 176V175H12ZM34 176V175H33ZM111 176V175H110ZM120 176H123V174L122 175H120ZM165 176V175H164ZM42 177V176H41ZM72 177H73V175H72ZM109 177V176H108ZM129 177V176H128ZM20 178V177H19ZM18 178V179H19ZM43 178V177H42ZM45 178V177H44ZM71 178V177H70ZM81 178V177H80ZM87 178H88V176H87ZM109 178H111V177H109ZM126 178H127V176H126ZM174 178V177H173ZM10 179V178H9ZM12 179V178H11ZM34 179H35V177H34ZM82 179V178H81ZM89 179V178H88ZM146 179H148V178H146ZM175 179V178H174ZM181 179V178H180ZM191 179V178H190ZM259 179V178H258ZM6 180H8V179H6ZM101 180V179H100ZM106 180V179H105ZM110 180V179H109ZM189 180V179H188ZM259 180H261V179H259ZM77 181V180H76ZM75 180H74V182H76ZM112 181V180H111ZM124 181H126V180H124ZM179 181V180H178ZM97 182H98V180H97ZM189 182V181H188ZM5 183V182H4ZM8 183V182H7ZM13 183V182H12ZM45 182H43V184H44ZM164 183V182H163ZM166 183V182H165ZM169 183V182H168ZM25 184H26V182H25ZM35 184H37V183H35ZM42 184V183H41ZM108 184V183H107ZM110 184V183H109ZM176 184V183H175ZM6 185V184H5ZM45 186L47 185V184H44ZM50 185V184H49ZM48 185V186H49ZM78 185V184H77ZM113 185V184H112ZM165 185V184H164ZM168 185V184H167ZM170 185V184H169ZM184 185V184H183ZM192 185V184H191ZM257 185V184H256ZM36 186V185H35ZM44 186V187H45ZM107 186V185H106ZM121 186H123V183L121 184ZM177 186V185H176ZM18 187V186H17ZM25 187V186H24ZM75 187V186H74ZM109 187V186H108ZM142 187V186H141ZM167 187V186H166ZM173 187V186H172ZM254 187V186H253ZM37 188V187H36ZM50 188H52V187H50ZM251 188V187H250ZM40 189V188H39ZM49 189V188H48ZM83 189V188H82ZM98 189V188H97ZM109 190H110V187L108 188ZM36 190V189H35ZM38 190V189H37ZM91 190V189H90ZM108 190V191H109ZM118 190V189H117ZM127 190V189H126ZM166 190H168V189H166ZM191 190V189H190ZM220 190V189H219ZM20 191V190H19ZM81 191V190H80ZM250 191V190H249ZM25 192V191H24ZM38 192V191H37ZM50 192V191H49ZM233 192V191H232ZM4 193V192H3ZM25 193H28V192H25ZM86 193H87V191H86ZM113 193V192H112ZM123 193V192H122ZM6 194V193H5ZM39 194V193H38ZM115 194V193H114ZM113 194V195H114ZM153 194V193H152ZM156 194V193H155ZM22 195V194H21ZM89 195V194H88ZM91 195V194H90ZM249 195V194H248ZM259 195V194H258ZM34 196H36V195H34ZM241 196H242V194H241ZM16 197V196H15ZM113 197V196H112ZM150 197V196H149ZM6 198H9L10 199V197H6ZM22 198V197H21ZM89 198V197H88ZM155 198V197H154ZM157 198V197H156ZM17 199V198H16ZM25 199V198H24ZM28 199V198H27ZM55 199V198H54ZM67 199V198H66ZM39 200H40V198H39ZM18 200H16V202H17ZM36 201V200H35ZM66 201V200H65ZM184 201V200H183ZM49 202V201H48ZM125 202V201H124ZM139 202V201H138ZM172 202V201H171ZM174 202V201H173ZM51 203V202H50ZM189 203V202H188ZM68 204V203H67ZM112 204V201L110 200V205ZM122 204V203H121ZM124 204H126V203H124ZM172 204V203H171ZM187 204V203H186ZM7 205V204H6ZM31 205V204H30ZM52 205V204H51ZM61 205V204H60ZM87 205V204H86ZM97 205V204H96ZM100 206V205H99ZM175 206V205H174ZM263 206V205H262ZM39 207V206H38ZM37 207V208H38ZM118 207V206H117ZM143 207H144V212L142 213V218H144V219H146L147 218V214H146V212L145 211H147V209H146V205H143ZM176 207V206H175ZM227 207V206H226ZM52 208V207H51ZM50 208V209H51ZM58 208H59V206H58ZM61 208V207H60ZM65 208V207H64ZM63 208V209H64ZM120 208V207H119ZM172 208H174V207H172ZM4 209V208H3ZM12 209V208H11ZM13 209H15V207L13 208ZM68 209V208H67ZM108 208H107V206L105 205L104 206V210L103 211H105V210H107ZM209 209V208H208ZM1 210V209H0ZM52 210V209H51ZM57 210V209H56ZM155 210V209H154ZM153 210V211H154ZM157 210V209H156ZM227 210V209H226ZM251 210V209H250ZM2 211H4V210H2ZM6 211V210H5ZM10 211V210H9ZM16 211H18V210H16ZM64 211V210H63ZM70 211V210H69ZM68 211V212H69ZM172 211V210H171ZM14 212V211H13ZM19 212V211H18ZM21 212V211H20ZM73 212H74V210H73ZM174 212V211H173ZM203 212V211H202ZM256 212V211H255ZM17 213V212H16ZM41 213H42V211H41ZM58 213V212H57ZM56 213V214H57ZM124 213V212H123ZM158 213V212H157ZM9 214H10V212H9ZM19 214V213H18ZM21 214V213H20ZM112 214V213H111ZM3 215H5V214H3ZM16 215V214H15ZM39 215V214H38ZM76 215H77V213H76ZM117 215V214H116ZM156 215V214H155ZM154 215V216H155ZM185 215V214H184ZM22 216V215H21ZM80 216V215H79ZM91 216V217H90ZM177 216V215H176ZM223 216V215H222ZM225 216V215H224ZM39 217H40V215H39ZM71 217V216H70ZM73 217H74V215H73ZM196 217H198V216H196ZM215 217V216H214ZM36 218V217H35ZM48 218V217H47ZM72 218V217H71ZM77 218H78V215H77ZM114 218V217H113ZM119 218V220H120V217H118ZM165 218H169L168 217V214H166V216H165ZM228 218V217H227ZM2 219V218H1ZM13 219V218H12ZM17 219H19V217L17 218ZM37 219V218H36ZM40 219V218H39ZM38 219V220H39ZM101 219V218H100ZM239 219V218H238ZM15 220H16V218H15ZM74 220H75V218H74ZM92 220V224H93V227L96 229V230H98V231H100L101 232V236H102V238H103V241H104V246H105V248L109 251V253L113 256V257H115L117 260H122L121 259V256H120V253L118 252V250L116 249V247H114V245L112 244V242L107 238V236H106V234H104L103 233V231H102V229H101V226H100V224L98 223V221H96L95 219H91ZM99 220V219H98ZM110 220V219H109ZM151 220V219H150ZM171 220V225H170V229L172 230V232L175 234V238L177 239V240H179V238H180V231L178 230V228H176V225L174 224V221L172 220V219H170ZM182 220V219H181ZM11 221V220H10ZM13 221V220H12ZM29 221V220H28ZM42 221V220H41ZM51 221V220H50ZM73 221V220H72ZM102 221V220H101ZM117 221V220H116ZM190 221H192V219L190 220ZM219 221V220H218ZM22 222V221H21ZM69 222V221H68ZM78 222V221H77ZM157 222V221H156ZM155 222V223H156ZM183 222V221H182ZM185 222V221H184ZM223 222V221H222ZM242 222V221H241ZM3 223V222H2ZM5 223V222H4ZM17 223V222H16ZM63 223V222H62ZM80 223V222H79ZM13 224V223H12ZM14 224H15V222H14ZM34 224V223H33ZM41 224H42V222H41ZM40 224V225H41ZM55 224V223H54ZM70 224V223H69ZM7 225V224H6ZM64 225V224H63ZM103 225V224H102ZM121 225V224H120ZM207 225V224H206ZM224 225V224H223ZM23 226H24V223H23ZM26 226V225H25ZM43 226V225H42ZM55 226V225H54ZM9 227V226H8ZM19 227V226H18ZM35 227H38L37 225H35L34 226V228ZM40 227V226H39ZM59 227V226H58ZM61 227V226H60ZM75 227H77L76 225H75ZM108 227H109V229L110 230H112V231H114V233H116V235H118V236H123L124 234L122 233V231H117L116 230V227L111 223V222H109L108 223ZM162 227V226H161ZM11 228V227H10ZM15 228V227H14ZM50 228V227H49ZM65 228V227H64ZM71 228V227H70ZM83 228V227H82ZM129 228V227H128ZM239 228V227H238ZM238 228H236V229H238ZM12 229V228H11ZM19 229V228H18ZM57 229V228H56ZM93 229V228H92ZM160 229V228H159ZM30 230V229H29ZM78 230V229H77ZM80 230V229H79ZM88 231H89V229H87ZM3 231H5V230H3ZM52 231V230H51ZM93 231V230H92ZM91 231V232H92ZM16 232V231H15ZM24 232V231H23ZM37 232V231H36ZM46 232V231H45ZM61 232V231H60ZM82 232V231H81ZM1 233V232H0ZM10 233V232H9ZM24 233H26V232H24ZM51 233V232H50ZM97 233V232H96ZM108 233V232H107ZM162 233V232H161ZM182 233V232H181ZM63 233H61L60 235H62ZM65 234H66V232H65ZM229 234V233H228ZM2 235V234H1ZM20 235V234H19ZM18 235V236H19ZM29 235V234H28ZM32 235V234H31ZM49 235V234H48ZM60 235H57V236H60ZM98 235V234H97ZM96 235V236H97ZM108 235V234H107ZM110 235V234H109ZM115 235V234H114ZM147 235V234H146ZM145 235V236H146ZM10 236V235H9ZM21 236V235H20ZM90 236H92V235H90ZM231 236V235H230ZM16 237V236H15ZM29 237V236H28ZM27 237V238H28ZM41 237H43V236H41ZM77 237V236H76ZM85 237V236H84ZM88 237H89V235H88ZM22 238V237H21ZM24 238V237H23ZM26 238V237H25ZM26 238V239H27ZM57 238V237H56ZM98 238V237H97ZM1 239V238H0ZM125 239H127V241H125L124 243L125 244H128V245H131V243H132V240L130 239V237L128 238V237H126ZM149 239V238H148ZM186 239V238H185ZM42 240V239H41ZM49 240V239H48ZM53 240V239H52ZM59 240V239H58ZM61 240V239H60ZM102 240V239H101ZM115 240V239H114ZM150 240V239H149ZM148 240V241H149ZM157 240V239H156ZM4 240H2V242H3ZM20 241V240H19ZM50 241V240H49ZM96 241V240H95ZM99 241V240H98ZM10 243H11V241H9ZM25 242V241H24ZM27 242V241H26ZM63 242V241H62ZM87 242V241H86ZM100 242V241H99ZM138 242V241H137ZM182 242V241H181ZM186 242V241H185ZM7 243V242H6ZM19 243V242H18ZM61 243V242H60ZM120 243V242H119ZM148 243V242H147ZM183 243H184V241H183ZM182 243V244H183ZM8 244V243H7ZM21 244V243H20ZM48 244V243H47ZM65 245V244H64ZM138 245V244H137ZM118 246V245H117ZM33 247V246H32ZM53 247V246H52ZM85 247V246H84ZM87 247V246H86ZM157 247H159L160 248V246L159 245H157ZM170 247V246H169ZM20 248H22V247H20ZM69 248V247H68ZM74 248V247H73ZM104 248V247H103ZM131 248V247H130ZM136 248V247H135ZM148 248V247H147ZM4 248H2V250H3ZM170 249H172V248H170ZM73 250V249H72ZM81 250V249H80ZM79 250V251H80ZM85 250V249H84ZM83 250V251H84ZM92 250V249H91ZM104 250V249H103ZM217 250V249H216ZM4 251H6L5 249H4ZM7 251H9V250H7ZM16 251H18V250H16ZM42 251V250H41ZM146 251V250H145ZM19 252V251H18ZM25 252V251H24ZM52 252V251H51ZM57 252V251H56ZM67 252V251H66ZM121 252V251H120ZM143 252V251H142ZM232 252V251H231ZM20 253V252H19ZM69 253V252H68ZM90 253V252H89ZM105 253V252H104ZM103 253V254H104ZM153 253V252H152ZM205 253V252H204ZM13 254V253H12ZM24 255H25V253H23ZM42 254V253H41ZM53 254V253H52ZM91 254V253H90ZM145 254V253H144ZM143 254V255H144ZM209 254V253H208ZM5 255V254H4ZM8 255V254H7ZM10 255V254H9ZM55 255V254H54ZM85 255H87V254H85ZM94 255V254H93ZM154 255V254H153ZM70 256V255H69ZM91 256H92V254H91ZM105 256V255H104ZM193 256V255H192ZM7 257V256H6ZM26 257V256H25ZM55 257V256H54ZM137 257V256H136ZM169 257V256H168ZM191 257V256H190ZM3 258H5V257H3ZM8 258V257H7ZM29 258H31V257H29ZM9 259H11V258H9ZM45 259V258H44ZM97 259H98V257H97ZM144 259V258H143ZM1 260V259H0ZM4 260H6V259H4ZM13 260V259H12ZM26 260H28V259H26ZM25 260V261H26ZM50 260H52V259H50ZM114 260V259H113ZM172 260V259H171ZM74 261V260H73ZM13 262V261H12ZM22 262V261H21ZM36 262V261H35ZM68 262V261H67ZM122 263H123V261H121ZM138 262V261H137ZM141 261H139V263H140ZM173 262V261H172ZM5 263H7V264H9L8 262H5ZM17 263V262H16ZM23 263H25L24 262V260H23ZM29 263V262H28ZM31 263H32V261H31ZM34 263V262H33ZM32 263V264H33ZM54 263V262H53ZM75 263V262H74ZM115 263V262H114ZM121 263V264H122ZM189 263V262H188ZM77 264V263H76ZM141 264V263H140ZM194 264H196V263H194Z\"/></svg>",
  "mask_w": 264,
  "mask_h": 264
}]
</instances>
